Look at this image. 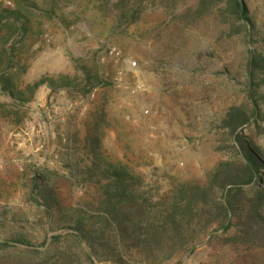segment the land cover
<instances>
[{"label":"rangeland","instance_id":"374dc122","mask_svg":"<svg viewBox=\"0 0 264 264\" xmlns=\"http://www.w3.org/2000/svg\"><path fill=\"white\" fill-rule=\"evenodd\" d=\"M16 1L0 0V71L14 57L9 73L25 87L43 76L80 79L78 66H86L111 85L74 93L44 85L12 120L0 119V241L23 233L41 243L61 232L60 214L51 221L35 202L33 172L48 176L68 209L92 198L79 165L87 157L85 122L105 98L109 128L101 134L102 163L127 164L157 196L177 182L203 178L220 160L234 156L233 137L220 122L234 105L253 108L250 58L255 52L264 56V0H243L252 36H230L216 10L190 26L174 18L199 0H182L178 7L149 5L126 25L116 9L119 0H33L37 7H28L23 38L12 29L13 20L3 18L18 8ZM51 6V12L44 10ZM108 45L122 57H112ZM129 61L137 62L135 69ZM259 73L264 79V70ZM141 83L142 91L133 93L131 87ZM257 92V115L238 133L264 155V81ZM12 102L0 89V112L13 109ZM261 175L264 179V168ZM39 250L38 256L52 254L51 247ZM19 253L0 250V260ZM225 257L236 253L206 241L167 264H212L214 259L225 264Z\"/></svg>","mask_w":264,"mask_h":264},{"label":"trees","instance_id":"16d2710c","mask_svg":"<svg viewBox=\"0 0 264 264\" xmlns=\"http://www.w3.org/2000/svg\"><path fill=\"white\" fill-rule=\"evenodd\" d=\"M181 1L119 0L115 5L122 25H126L135 23L149 5L159 3L168 8L173 3L178 7ZM16 2L18 8L7 10L10 15L3 18L12 19V29L24 37L28 31V7L37 2ZM51 9L52 6L44 10ZM215 10L230 36H252L254 25L243 0H199L195 7H187L174 18L190 26ZM14 63L11 57L10 65L0 71V89L13 100V109L0 112L1 120H12L34 101L44 85L52 91L72 93L88 86L111 85L96 70L92 73L86 66H78L80 79L43 76L21 87L9 73ZM250 65L256 86L249 94L253 108L234 105L220 122V128L233 137L235 157L220 160L203 178L177 182L164 196L147 189L144 179L134 175L127 164L102 163L101 134L109 128V101H97L85 122L83 149L87 157L79 165L83 184L93 190L92 198L68 209L56 197L48 176L33 172L30 180L35 202L51 221L55 212L60 214L61 232L47 236L41 243L23 233L3 239L0 250L13 248L20 253L1 259L0 264H167L206 241L214 249L221 247L236 253L234 258L225 257V264H264V155L253 140L238 133L257 115V86L264 81L259 77L264 70V56L255 52ZM254 185L258 188L251 191ZM45 247H51L52 254L38 256L39 249ZM211 263L216 264L215 259Z\"/></svg>","mask_w":264,"mask_h":264},{"label":"built area","instance_id":"2783aa9c","mask_svg":"<svg viewBox=\"0 0 264 264\" xmlns=\"http://www.w3.org/2000/svg\"><path fill=\"white\" fill-rule=\"evenodd\" d=\"M107 49L109 51V54L114 57V58H119V57H122V52L120 50H117L115 47H112V46H107ZM129 66L130 68H133L135 69L136 66H137V62L136 61H129ZM142 88H143V84H137L136 86H132L131 89H132V92L133 93H139L142 91ZM95 96V93L92 92L90 97H94ZM85 109V108H84Z\"/></svg>","mask_w":264,"mask_h":264}]
</instances>
